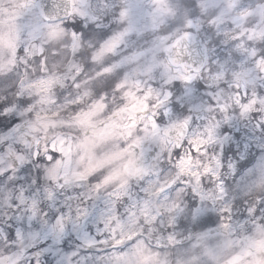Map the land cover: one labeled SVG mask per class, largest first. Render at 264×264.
I'll use <instances>...</instances> for the list:
<instances>
[{
	"label": "clouds",
	"instance_id": "9594fccd",
	"mask_svg": "<svg viewBox=\"0 0 264 264\" xmlns=\"http://www.w3.org/2000/svg\"><path fill=\"white\" fill-rule=\"evenodd\" d=\"M33 3L14 22L0 0V102L15 85L32 179L110 210L86 264H264V0ZM25 248L0 238L14 264Z\"/></svg>",
	"mask_w": 264,
	"mask_h": 264
},
{
	"label": "snow or ice",
	"instance_id": "6c2138e0",
	"mask_svg": "<svg viewBox=\"0 0 264 264\" xmlns=\"http://www.w3.org/2000/svg\"><path fill=\"white\" fill-rule=\"evenodd\" d=\"M33 6V0H24L18 6L17 15L23 16ZM15 28L18 33L20 26L15 25ZM13 79L9 74L0 81V86L11 84ZM9 91H15V85L5 90L6 99L0 102V113H3L0 115V238L23 241L26 244L24 255L30 264H86L91 257L82 256L81 248L92 249L107 244L108 239L102 237L113 234L115 220L111 218L110 210L98 211L95 204L85 206L81 203L82 194L68 193L63 184L57 185L58 191L42 188L38 170L36 178H31L32 165L26 163L25 152L34 147V137L17 116L9 115V112H16L12 100L7 98ZM27 103L19 101L23 106ZM259 127L264 129V123ZM34 163H43L38 151ZM260 207L264 208V204ZM192 208L194 218L209 210L195 205ZM220 211L228 216L231 210L225 205ZM246 211L253 215L252 210ZM259 215L256 211L253 219ZM260 226H264V219H260L257 227ZM251 251L246 250V255ZM5 262L14 264L11 257L0 255V264ZM106 264L127 262L125 256L113 253ZM254 264H262V261L256 259Z\"/></svg>",
	"mask_w": 264,
	"mask_h": 264
},
{
	"label": "rangeland",
	"instance_id": "374dc122",
	"mask_svg": "<svg viewBox=\"0 0 264 264\" xmlns=\"http://www.w3.org/2000/svg\"><path fill=\"white\" fill-rule=\"evenodd\" d=\"M12 3L14 5H20L22 3H24V0H12ZM17 11H18V7H13L11 9L8 10V18L9 19H12L14 22H15V19L17 17H19L17 15ZM4 17L3 16H0V19H3ZM6 71V69H4L2 66H0V77L3 76L4 72Z\"/></svg>",
	"mask_w": 264,
	"mask_h": 264
}]
</instances>
